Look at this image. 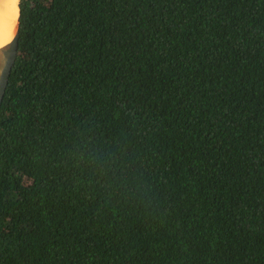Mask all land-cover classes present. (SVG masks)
Masks as SVG:
<instances>
[{
    "label": "trees",
    "instance_id": "obj_1",
    "mask_svg": "<svg viewBox=\"0 0 264 264\" xmlns=\"http://www.w3.org/2000/svg\"><path fill=\"white\" fill-rule=\"evenodd\" d=\"M0 264H264V0H20Z\"/></svg>",
    "mask_w": 264,
    "mask_h": 264
},
{
    "label": "water",
    "instance_id": "obj_2",
    "mask_svg": "<svg viewBox=\"0 0 264 264\" xmlns=\"http://www.w3.org/2000/svg\"><path fill=\"white\" fill-rule=\"evenodd\" d=\"M19 13L15 34L7 44L0 47V107L6 92L10 74L16 63L19 47L20 29V0H18Z\"/></svg>",
    "mask_w": 264,
    "mask_h": 264
},
{
    "label": "bare ground",
    "instance_id": "obj_3",
    "mask_svg": "<svg viewBox=\"0 0 264 264\" xmlns=\"http://www.w3.org/2000/svg\"><path fill=\"white\" fill-rule=\"evenodd\" d=\"M18 13V0H0V47L12 40Z\"/></svg>",
    "mask_w": 264,
    "mask_h": 264
}]
</instances>
